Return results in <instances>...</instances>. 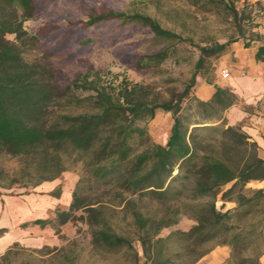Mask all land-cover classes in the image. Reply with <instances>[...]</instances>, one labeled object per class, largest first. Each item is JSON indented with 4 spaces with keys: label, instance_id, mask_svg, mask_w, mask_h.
Masks as SVG:
<instances>
[{
    "label": "trees",
    "instance_id": "trees-1",
    "mask_svg": "<svg viewBox=\"0 0 264 264\" xmlns=\"http://www.w3.org/2000/svg\"><path fill=\"white\" fill-rule=\"evenodd\" d=\"M37 8L38 0H0V154L29 160L38 175L34 183L53 179L63 171V156L80 162L82 173L67 210L20 226L63 224L80 208L91 218L93 206L110 195L113 190L108 187L116 181L126 192L119 195L142 249L141 264H193L207 253L203 247L213 240L229 249L222 264H261L264 188L247 184L264 180V159L250 136L227 124L224 112L237 101V95L216 86L208 100L190 96L185 89L167 100L146 101L137 94L141 86L125 84L115 97L98 93L97 112L59 115L51 120L48 108L57 89L51 68L45 69L48 78H39L38 61L26 58L19 49L24 37L35 40L23 29V22L33 17ZM104 18L139 24L156 37H174L142 14L109 11L90 15L86 23ZM9 34L14 35L13 41L7 39ZM226 47L227 43L199 47L196 67L203 65L205 56L219 55ZM254 58L264 62V43L258 45ZM157 111L172 116L163 144L152 141L145 126L135 124L153 118ZM86 190L93 193L95 202H81ZM217 199L234 206L218 209ZM142 200L153 206L144 209ZM181 216L193 221L188 229L160 236L162 229L171 228ZM90 237L95 247L107 252L133 249L130 239L106 222L91 226ZM172 244L178 249L170 252ZM19 251L16 244L10 246L0 254V264H12L11 257ZM41 251L32 250L31 255ZM134 256L140 264L136 251Z\"/></svg>",
    "mask_w": 264,
    "mask_h": 264
},
{
    "label": "rangeland",
    "instance_id": "rangeland-1",
    "mask_svg": "<svg viewBox=\"0 0 264 264\" xmlns=\"http://www.w3.org/2000/svg\"><path fill=\"white\" fill-rule=\"evenodd\" d=\"M109 11L149 16L174 37H156L146 27L121 24L115 18L86 23L90 15ZM261 25L264 4L260 0H38L33 17L23 22V29L35 40L24 37L19 49L26 58L38 61L39 78H48L45 69L51 68V80L57 86L48 108L53 120L59 115L97 112V94L106 92L115 97L125 84L141 86L137 94L146 101L167 100L185 89L190 96H196L200 89L212 84L230 89L234 79L230 64L236 61L233 48L264 42V32L258 29ZM6 37L14 40L13 34ZM222 43H227L223 53L205 56L203 65L196 67L199 47ZM223 69L229 71L230 77H222ZM259 106H263L260 100L244 108L255 114L256 109L262 111ZM171 123V113L162 111L151 119L135 122L145 126L152 141L162 144ZM61 166L65 169L55 178L34 183L38 175L29 160L0 154V182L6 181L0 186V229L5 230L0 232V254L16 244L21 251L11 257L12 264H136V251L141 264L142 249L119 195L123 192L125 196L126 192L116 181L108 187L113 190L110 195L93 206L91 218L80 208L72 211L71 219L63 224L55 221L52 227L20 226L68 209L82 167L68 156H63ZM247 187L264 188V180L250 182ZM92 194L84 191L81 202H95ZM141 203L144 209L153 206L149 200ZM230 206L233 207L216 200L218 209ZM99 222H106L116 233L128 237L133 249L120 247L107 252L95 247L90 228ZM192 223L181 216L171 228L162 229L160 236L170 230H186ZM170 246V252L178 249L176 244ZM216 246H222L219 240L203 248L208 253ZM41 249L31 255L32 250ZM261 259L264 260L263 250Z\"/></svg>",
    "mask_w": 264,
    "mask_h": 264
},
{
    "label": "crops",
    "instance_id": "crops-1",
    "mask_svg": "<svg viewBox=\"0 0 264 264\" xmlns=\"http://www.w3.org/2000/svg\"><path fill=\"white\" fill-rule=\"evenodd\" d=\"M260 1L264 4V0ZM258 29L262 34L264 25L258 26ZM262 41H264V37ZM262 43H256L251 47L242 44L233 48L236 61L230 64L233 67L230 69L234 71L230 90L237 95L239 102L236 101L231 105L224 112V116L228 125H240L243 131L257 143L258 155L264 159V62H257L254 58L258 45ZM216 86L221 87L217 84L209 85V88L200 89V92L196 93V97L201 100L210 99ZM259 100L263 103V106H259L262 111L256 109L254 110L255 114H251L249 110L244 108L245 106L256 105ZM224 203L234 206L232 202ZM228 256L229 249L227 246H216L193 264H222ZM261 264H264L262 259Z\"/></svg>",
    "mask_w": 264,
    "mask_h": 264
},
{
    "label": "built area",
    "instance_id": "built-area-1",
    "mask_svg": "<svg viewBox=\"0 0 264 264\" xmlns=\"http://www.w3.org/2000/svg\"><path fill=\"white\" fill-rule=\"evenodd\" d=\"M221 75L223 78H228L230 76L229 71L227 69H223L221 71Z\"/></svg>",
    "mask_w": 264,
    "mask_h": 264
}]
</instances>
